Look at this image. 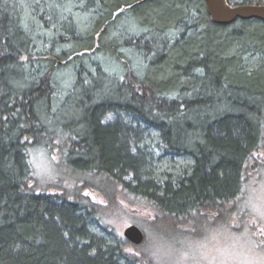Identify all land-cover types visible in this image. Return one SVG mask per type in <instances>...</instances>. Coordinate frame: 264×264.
Wrapping results in <instances>:
<instances>
[{"label": "trees", "instance_id": "trees-1", "mask_svg": "<svg viewBox=\"0 0 264 264\" xmlns=\"http://www.w3.org/2000/svg\"><path fill=\"white\" fill-rule=\"evenodd\" d=\"M154 132L188 162L160 171ZM262 166L264 21L214 23L203 0H0V264H159L160 238L254 228Z\"/></svg>", "mask_w": 264, "mask_h": 264}, {"label": "rangeland", "instance_id": "rangeland-1", "mask_svg": "<svg viewBox=\"0 0 264 264\" xmlns=\"http://www.w3.org/2000/svg\"><path fill=\"white\" fill-rule=\"evenodd\" d=\"M148 4H165V2H151ZM136 12L135 14L142 16L147 11L143 8H138ZM247 62L250 67H254L258 62V56L251 57ZM147 143L159 158L158 166L160 167V171L166 168L173 169L172 166L174 165L179 166L180 163L188 162L187 159L182 157L170 158L168 156H161L158 149L160 141L155 132L148 139ZM36 151L33 153L32 158L35 168L39 174L43 173L46 175L52 170L50 162L39 150L36 149ZM52 166L55 169L54 165ZM263 168L259 172H256V174L261 173ZM245 204L249 207V221H256L252 229L247 224L240 232L234 233L208 228L206 229V234H202L204 231H201L198 237L192 241H187L184 237L185 235L177 234L173 238H160L158 244L152 245L147 242L144 246H149L148 248L150 249L152 245L151 253L159 264H264V242L261 241L262 245H258L259 242L257 240L262 239L264 241V174L253 193L247 198ZM113 211L111 210L108 214L109 218H111V223L121 234H123V230L127 225L136 224L131 222V220L139 221L136 216L132 217L129 214L125 216V222L122 223V217L115 218L111 215ZM140 214L144 215L139 213L137 216H141ZM117 215L119 216L118 212ZM136 225L142 230L145 237V230L138 224Z\"/></svg>", "mask_w": 264, "mask_h": 264}, {"label": "water", "instance_id": "water-1", "mask_svg": "<svg viewBox=\"0 0 264 264\" xmlns=\"http://www.w3.org/2000/svg\"><path fill=\"white\" fill-rule=\"evenodd\" d=\"M206 13L212 22L229 24L236 19L255 18L264 21V4L230 5L226 0H203ZM124 237L133 244H140L144 239L142 230L135 224L127 225Z\"/></svg>", "mask_w": 264, "mask_h": 264}]
</instances>
